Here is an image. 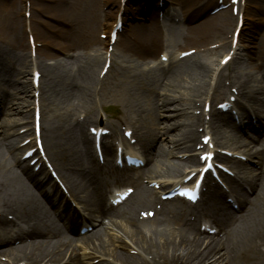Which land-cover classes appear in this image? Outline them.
Returning <instances> with one entry per match:
<instances>
[{
    "label": "bare ground",
    "instance_id": "6f19581e",
    "mask_svg": "<svg viewBox=\"0 0 264 264\" xmlns=\"http://www.w3.org/2000/svg\"><path fill=\"white\" fill-rule=\"evenodd\" d=\"M125 1L105 0L104 5L106 3L109 8L115 9L112 11L108 8L106 12L99 10L97 4L95 6V0H85V3L82 0H50L49 6L40 4L37 7L30 0H23L20 5H9V7L1 5L0 9L5 13V20L0 24L3 39L7 45L23 55L34 50L35 60L33 64L30 60L26 63L24 59L14 61L12 55L5 57L3 61L0 59V71L6 84L9 83L8 85L18 89L23 96L20 109L9 102L6 94L0 96V130L7 125V122L15 119L12 115L20 112L28 115L29 110H32V125H34L36 114L39 115V119L44 116L45 106L41 103L43 97L63 103L65 111L58 118L60 124L51 125L49 128L44 124L38 126L37 137H33L34 140H30L21 149L28 151L39 145L46 154L50 148L59 150L58 144L64 142L70 151L71 160L65 161L67 165L63 167L69 170L76 168L75 166L79 167L73 170L75 178L72 183L75 190L81 194L77 195V200L88 205L87 216L97 212L96 217L100 220L96 221V228L76 239L60 233L55 228L54 219L50 216L47 218L46 214L50 212L49 206L59 199L61 194L56 189L51 196L40 191L38 187L40 183L36 181L35 174L31 173L28 167L21 166L20 171L17 170L16 167L23 164L22 161L11 153L6 144L7 136L0 137V224L7 226L17 216V219L24 223L23 232L17 235V239L22 240L19 244H14V241L0 240V264L39 263L44 259H53L55 262L65 259V264H80L84 259L89 264H264V254L261 252L264 248V148L256 150L249 148L250 145L243 142L242 132L243 127L247 125L256 130L258 135L262 136L259 140L264 142V36L257 43V50L253 53V58H257L254 60L259 63L254 67L256 71H253L250 68L251 65L246 62V58H252L248 56L251 52L248 45L252 44L251 41L256 38L253 37L254 35L250 38L240 37L241 32L237 37L234 35L237 29L238 12L221 11L202 23L190 25L189 28L181 30L180 51L190 52V54L182 57L175 66L170 67L171 70L164 71L162 74L164 78L169 76L172 78L177 69L179 76H186L189 85L182 92L181 84L173 85L170 81L164 82L156 76L154 71L132 76L131 68H122L124 77L130 76L134 80L140 78L139 85L144 84L147 87L152 100L147 108L139 104L125 106V116L118 119L121 122L120 126L126 125V130H131V135L137 137V143L145 152L146 166L138 172L153 176V179L179 178L176 184L182 183L184 174L194 171L192 166L199 164L200 158L196 153L182 158L185 163L190 164L186 167L179 162L169 161L168 158L172 156V153L162 142L169 138L174 147L187 148L186 150L192 153V150L196 148L194 142L206 136L207 142L217 149V153L215 151L213 153V160L225 164L231 163L239 169L234 178L226 174L222 175L231 188L237 187L235 203L231 204V208L242 209L244 219H239L233 209L230 211V205L224 209L215 206L225 194L217 184L208 187L209 198L204 207L213 214V221L219 228L214 235H207L206 231L199 230L198 223L201 220H198L185 206L173 210L167 207L157 210L152 219L136 217L133 211L126 216L128 230L112 224L116 233L106 229L102 220V217L106 219L110 214L103 209L98 211L97 207L90 206L93 202L104 199L98 191L107 184L102 173L109 171L110 163L108 160L103 167L93 169L84 160L85 153H91L96 138L95 135L88 133V127L95 128L97 135L100 130L98 126H91L96 125L97 119L96 105H94L95 86H93L95 84L93 75L97 73V70L94 64H88L79 70V75H73L61 69L59 63L49 67L42 62V51L37 46L53 47L68 55L71 51L81 49L84 44L97 43L96 28L104 21L108 28L107 40L101 44L105 46L106 73H109L117 63L116 58L109 51V47L113 49L117 43H119L117 50L120 53H129L136 61L155 59L168 38L160 23L171 21L176 15L163 12L162 20L150 26L142 22V18L146 15L142 18L139 14L128 15L126 11L130 8L127 9ZM187 1L190 6L183 10V20L187 22H190L194 15L202 14L213 6L215 1L217 2V0H211L203 4L199 0ZM187 1L172 0V3L182 7L187 5ZM27 2L29 3L26 4ZM80 2L90 9V21L84 22L77 19L74 10L82 8L79 6ZM253 4L262 13H255L252 17L256 19V23H264V17L260 16L264 14V4L256 1ZM34 7L40 10L41 14L70 23L71 28L67 29V32H57V40L52 39L53 42H51L35 25L37 17L35 18L32 12ZM20 11L27 14V21L17 17ZM158 13L159 11L156 15ZM24 22L29 25L30 42L24 39L25 31L21 30V24ZM174 25L170 27L175 30L176 25ZM126 28L129 33L127 35L123 33ZM113 30L117 32L118 38L112 43L109 33ZM230 34L233 36L228 40ZM148 36H151V41L148 40ZM235 39L236 44L233 46L231 43ZM227 47L233 51L230 59L223 61L224 65H222L223 56L229 53L228 50L221 56L222 50ZM211 55L222 58L215 64L214 60L209 58ZM52 56L56 57L58 54H52ZM30 65H33L32 70H29L32 72V77L38 74L36 83L31 76L29 80H20L26 78L24 68ZM103 69L104 67L100 69V72ZM257 72L262 74V84L255 77ZM19 82L21 85L18 84ZM32 86H35L36 90H33ZM158 90H161V95L158 94ZM177 92L178 94H175ZM230 97H236L233 105L239 107V123L233 120V115L217 107L219 99L228 100V105ZM237 97L242 101L240 102ZM184 105L191 113L184 114L186 113L182 110ZM258 111L262 113L263 119L257 118V128H253L251 116L253 114L255 116ZM144 114L154 115V120L151 121L146 133L140 135L138 133L140 126L137 124ZM221 123L227 127H222ZM197 124L203 126L204 132L207 133L199 136L198 129L195 128ZM116 125L110 122L108 127L104 128L108 130L109 137L99 133L100 143L105 153L113 152L112 142L108 139L110 137L119 139V128ZM32 129L34 130V127ZM21 138L20 135L17 136L14 144L20 145ZM220 139L228 140L229 143L221 142V144L218 142ZM80 143L83 148H86V152L80 148ZM37 152L36 149L31 158H37ZM226 152L247 154L245 155L247 159L255 161L258 167L239 164L238 159L228 157L225 155ZM131 154L137 155L135 152ZM59 155L62 156V153ZM165 163H168L169 167L163 169ZM23 176L38 182L37 185H26L22 181ZM137 176L139 178L140 174ZM131 181L138 185L135 176ZM176 184L169 185L173 187ZM161 186L165 185L162 183ZM53 195L56 198H53ZM126 202L115 207L113 211L124 213L123 207L126 206ZM139 202L144 207L154 208L155 197L148 189H145L141 193ZM167 216H173V223L165 219ZM190 216H193V219L186 220ZM67 226L72 234H78L81 222L76 220L67 222ZM122 238L129 241L131 245L129 250L121 249L123 248ZM75 242L89 250V253L79 255L75 250ZM260 245L261 249H259ZM90 254L98 256L99 259L96 261L91 259Z\"/></svg>",
    "mask_w": 264,
    "mask_h": 264
},
{
    "label": "rangeland",
    "instance_id": "374dc122",
    "mask_svg": "<svg viewBox=\"0 0 264 264\" xmlns=\"http://www.w3.org/2000/svg\"><path fill=\"white\" fill-rule=\"evenodd\" d=\"M22 1L23 0H0V8H1V5H6L7 7H9V5L13 6L15 4L20 5V2L22 3ZM31 1L35 5V7H37L40 4L45 5V6H49L51 4L50 0H30V2ZM82 1H84L85 3V0H82ZM104 1L105 0H95L96 2L95 6L97 4V7L99 8V10L106 12L109 8V5L106 3L104 5L103 4ZM182 1H185V0H182ZM199 1H201V3L203 4H206L207 2H210L211 0H199ZM255 1L261 4H264V0H217V2L215 1V3H213L214 4L213 6L206 9V11H203L202 14L194 15L193 19L190 22L189 21L187 22L183 20V13H184L183 10L188 9V7L190 6L189 5L190 3L188 1H187L188 6L184 5L181 7V6L174 5L172 3V0H126L125 4L127 5V9L130 8L128 11H126L128 15L131 16V14L133 15V13L135 15L139 14L141 18L143 17V15H146V17L142 18L143 19L142 22H144L145 24L148 23L150 24V26H154L156 23L154 20L157 18L156 16L157 11H160V13L165 12L166 14L167 12L168 13L170 12L176 15L171 21H164V24L162 25V30L165 32V34L168 35V38L166 41V47H167L166 52L170 59V62L163 64V65L159 63L158 61H156V59H153L151 61H140V60L136 61V59L133 58L131 55H129V53L128 54L120 53L117 50V46L119 45V43H117L116 45H114L113 49L109 47V51L116 58V61H117L116 65H114L113 69L109 73H105L106 70L105 71L102 70L100 72V69L105 67L104 60L106 57V54L104 51L105 46L101 44L102 42L107 40L108 28L107 26H105L106 23L104 21H102L101 25H99V27L96 28L97 43L84 44L83 46H81V49H78L77 51H71L70 54L68 53V55H66L65 52L59 51L58 49H55L53 47L44 48L40 45H38L37 47L38 49H41L42 51L41 52V55H43L42 62L45 65L50 67L55 63H59L61 69L65 71H69L73 75H79V70H81V68L88 66V64L95 65L97 73L93 75V81L95 83L93 86H95V104L94 105H96L95 108H96L97 119H96V125H91V126H102L103 128H107L108 124L111 122V123L117 124L116 126H118L119 128V134L122 136L127 126L122 125L123 128L121 129V126H120L121 122L119 121L118 118L125 116V110H126L125 106L131 105V104H139L143 106V108H147L150 106L148 105V103L151 102L152 97H151V94L148 93L146 89L147 87L144 84L142 86L139 85L140 78H137L136 80H134V78L130 76L126 78L124 77V75H122L123 72L121 69L125 67H129V69L131 68L130 71H132L131 73L132 76L139 75L141 73H147V72L150 73V71H154L156 76L161 78V80H163L164 82L170 81L173 85L181 84V87H182L181 92L184 91L189 85V81L186 76H179V74H177V69H175V75L172 78H170V76L164 78V75L162 73L164 71L171 70L172 68L170 67L176 65L175 63L177 61H174V60H177L176 55L181 50L180 49L181 44L179 42L180 39L182 38L180 35L181 30H185L187 27L189 28L190 25H197L199 23H202L203 21L209 19L211 16L221 11L231 10L234 13L238 12L237 13L238 15H236V17H238L237 26H236L237 29L235 33L236 37L241 32L240 37L250 38L252 35H254L253 37L256 38L254 41L253 40L251 41L252 44L248 45L250 46V51H251L249 52L248 56L252 58L251 59L246 58V62L251 65L250 68H252L253 71H256V68L254 67L258 66L259 63L255 61L257 59L256 57L253 58V55H254L253 53H255V50H257V43H259L260 39L264 36V23L263 22L256 23L257 22L256 19L252 17V15H255V13H262L261 10L258 9V7L253 4ZM28 3L29 2H27L26 4ZM79 6H81L82 8H80L79 10L78 9L74 10V12L76 13L75 15L77 19L84 20V22L90 21V18H89L90 9L87 8L82 2H80ZM35 7L34 9H32V12L35 14V18L37 17L35 25L37 29L42 31L43 34L47 37V39L50 40L51 42H53L52 39L57 40V36H56L57 32L59 31L67 32V29L71 28L70 23H67V22L64 23L63 21L53 19L49 15L46 16L45 14H41L40 10L36 9ZM109 10L115 11V9H111V8H109ZM140 11H143L145 13L142 14ZM26 15H27L26 13L23 14L22 11H20L17 14V17L21 20L25 19L27 21ZM260 16L264 17V14ZM4 20H5V13L2 12V10L0 9V24H2ZM77 22L79 23V21ZM174 24L176 25L175 30L174 28L172 29V27H170L171 25H174ZM22 29L25 31L23 32L24 39L26 41L29 40L28 39L30 38L29 37V34H30L29 25L25 24L24 22V24H21V30ZM123 33H126V35L129 34L127 31V28L125 32ZM232 36L230 34L228 40H230L231 39L230 37ZM3 38L4 37L0 33V50L1 48L3 49L1 50V53H0L1 61H3L5 57L7 56L9 57V55L10 56L12 55V57L14 58V61L24 59L26 63H29V60L33 63V61L35 60L34 52H30L29 54L23 55V53H19L15 51V49H13L11 46L7 45V42ZM148 38H149L148 40L151 41L152 39L151 36H148ZM121 39L122 38H120V40ZM231 44L235 46L236 39ZM244 44L247 45V43H244ZM245 47L247 49V46ZM228 50H229V53L223 56V54L228 52ZM232 51L233 50L228 49L227 47L222 50L221 56H223V58L221 56H215V55H211L209 58L214 60L215 64L218 63L220 58H222L223 59L221 60L222 65H224L223 61H227L228 59H230V55L232 54ZM52 54H56V55L58 54V56L53 57ZM24 70H25L24 76L26 78L20 79L21 81L29 80L31 76V72L29 71L30 67L27 66L24 68ZM255 77H257L258 80L260 81L259 83L262 84L261 82L262 74L260 75V72H257L255 74ZM20 82L18 83L19 85H21ZM6 83L7 82L4 79V76L0 71V96L6 94V96L9 99V102L13 103L12 105H14L15 108L20 109L22 107V104H20V102L23 96L20 94L18 89L12 87L11 85H8L9 83L8 84ZM32 89L36 90L35 86H32ZM158 94L161 95V90H158ZM175 94H178V92ZM29 100H31L30 95H29ZM222 101L223 99H219L217 101V106ZM239 101L241 102L242 99L240 98ZM41 103L42 105L45 106V110H44L45 112H44L43 118L41 117L39 119L40 125L44 124L46 127L48 126L47 128H49L51 127V125L57 126L58 124H60L58 118L64 114V111H65L64 104L59 103V101H53L52 99L48 97H43V99L41 100ZM182 110H184L183 112H186L184 113L186 115L189 114L190 112V110H186L185 105L183 106ZM194 112L195 114H198L197 111H194ZM12 116L15 117V119L10 122H7V125L1 128L0 137L2 138L5 135L7 136L6 144L8 145L11 153L15 157L20 158L22 155V149L20 150L19 147L26 141L34 140L33 137H35L33 136V129H32V127H34V125H32V118H33L32 110L31 111L29 110L28 115H26L24 112H20ZM152 120H154V115L152 114L143 115V117L140 119L139 123L137 124L138 126H140V129L138 132L140 135H143L146 133V131L151 125ZM224 125L225 124L221 123V126L226 128L227 126L225 127ZM88 128L90 132L91 127L89 126ZM195 128L196 130L198 129L199 136L205 133L203 126H200L199 124H197L195 125ZM19 135L22 137L21 143L20 145H15L14 142L17 136ZM259 137H262V136H259ZM22 140H23V143H22ZM202 140H203V137L202 138L200 137L199 140H196V142H194L196 148L195 150H192L193 151L192 153L188 152L186 150L187 148L178 149L177 147H174L173 143L169 141V138H166V141L162 143L165 144L167 149H169V152L172 153V156H170L168 160L173 161L174 163L179 162V164H183V166L186 167V166H189L190 164L185 163L184 159L182 158L190 157L192 156L193 153H196V155L198 156L202 155L204 152L203 146H205L204 142L202 143ZM245 141H247L246 142L247 145H250L249 148H252L254 150L264 148V142L260 141L259 138L255 137V135H253L251 132L250 133L248 132V138L245 139ZM218 142L219 143L222 142L224 144L225 142L229 143L228 140L225 141L223 139L218 140ZM58 145L60 146L58 147L59 150H56L55 148L48 149V152L46 153V155L48 156L47 158H49L50 161L53 163V165H55L60 177L62 178L61 180L64 186L68 187L67 190H69L68 193L70 195V198H72L74 201H77L75 200V198H77V195H81V194H79L77 190H75L72 183L75 178V176L73 175V170L75 171L79 167L75 166L76 168H73L70 170L67 167H63V165H67L65 161L71 160V155H70V151L67 149L68 147L64 145V142L59 143ZM134 146L142 153L144 160H146L145 159L146 155H144L145 152L140 147V145L136 143ZM80 148L86 152V148H83V145L81 143H80ZM59 153H62V156H60ZM91 153H93L92 148H91ZM91 153L89 154L85 153L86 156L84 157V160L85 162L92 164V159L94 158H92ZM195 165H193L192 168H194ZM248 165L253 168L258 167L256 166L257 165L256 162H250ZM168 167H169L168 163H165V165H163V169L168 168ZM233 170L234 172H237V170L239 169L234 167ZM128 174L133 175V177L137 174H140L141 180L140 182H138V185L128 180ZM111 176H114V175H111ZM115 176L119 177L121 179V182L125 183L126 185L131 184L132 186H135V185L139 186V188L135 186L137 188L138 195L136 196L137 198H135L134 200L128 203V207H127L128 211H135L139 209L141 206H143L141 202H139V199H140L142 191L146 188L145 186L146 184H144V180H149V179L152 180L153 176H150L143 172L137 173L136 170L128 171L126 174L120 173L119 176L115 174ZM157 179H160V181L165 182L166 180L172 181L175 178H157ZM179 204H182V203H180V201H177V203H170L168 205L166 203L167 205L166 207L173 210L177 208ZM217 206H220V205H217ZM201 209L202 208L200 207L197 213L199 212L200 214H203ZM239 218L242 219L244 217L241 216ZM165 219L169 220L170 223H173L172 216H167L165 217ZM115 222L116 224H119L121 228L128 230L129 225H128L126 218L124 219V217L122 216L116 217ZM113 230H110V231L113 233H116V230L115 229ZM74 246H75V250L81 253L80 250H82L83 246L78 242H75ZM122 246L123 248L121 249L123 251L129 250L131 247L129 241L126 238H122ZM259 249H261V245ZM90 255L93 258V260L99 259L98 256H93V254H90ZM63 262H64V259L60 260L59 262H55L53 261V259L51 260L44 259L43 261L39 263L40 264H44V263L62 264ZM90 263H94V262H90ZM19 264H38V263H24V262L21 263L20 262ZM80 264H88V263L82 262Z\"/></svg>",
    "mask_w": 264,
    "mask_h": 264
}]
</instances>
